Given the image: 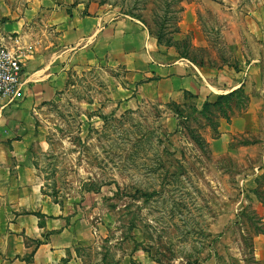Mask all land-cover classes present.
<instances>
[{"label":"rangeland","instance_id":"374dc122","mask_svg":"<svg viewBox=\"0 0 264 264\" xmlns=\"http://www.w3.org/2000/svg\"><path fill=\"white\" fill-rule=\"evenodd\" d=\"M3 1L25 9L32 0H0V8ZM98 1L160 34L164 60L214 70L228 63L225 0ZM126 75L105 66L72 70L58 101L36 117L49 145L44 155L40 143L31 145L40 191L67 205L81 233L59 264H262L253 257V239L264 229L262 135H233L225 155L210 148L221 119L245 111L244 89L201 109L187 92L128 104L118 93ZM250 143L259 144L240 148Z\"/></svg>","mask_w":264,"mask_h":264},{"label":"crops","instance_id":"0c3cea01","mask_svg":"<svg viewBox=\"0 0 264 264\" xmlns=\"http://www.w3.org/2000/svg\"><path fill=\"white\" fill-rule=\"evenodd\" d=\"M225 1L231 13L223 30L228 50L223 60L228 63L220 70L182 58L162 59L143 22L98 0H32L25 9L1 2L0 41L21 37L25 57L23 97L0 103V264H59L79 237L67 205L41 193L44 182L31 149L37 142L38 155L48 153L44 135L36 131V117L45 105L58 101L72 70L125 69L128 86L118 93L128 104L143 97L167 102L187 92L201 109L219 94L243 88L245 111L221 119L210 148L225 155L232 136L243 133L262 135L256 141L264 144V0ZM253 144L259 143L240 148ZM30 239L40 243L29 245ZM31 253L28 262L25 256ZM253 255L264 264V229L253 239Z\"/></svg>","mask_w":264,"mask_h":264},{"label":"built area","instance_id":"2783aa9c","mask_svg":"<svg viewBox=\"0 0 264 264\" xmlns=\"http://www.w3.org/2000/svg\"><path fill=\"white\" fill-rule=\"evenodd\" d=\"M24 57L21 37L0 41V103L11 104L23 97Z\"/></svg>","mask_w":264,"mask_h":264},{"label":"trees","instance_id":"16d2710c","mask_svg":"<svg viewBox=\"0 0 264 264\" xmlns=\"http://www.w3.org/2000/svg\"><path fill=\"white\" fill-rule=\"evenodd\" d=\"M149 31H150V30H149ZM150 32H151V34H153L152 31H150ZM153 36H154L155 38H157V41L161 42V35H160V34H153ZM239 92H241V89L235 90V91L231 92V93L228 94V95H223V97H221V98H223V99H228L229 97H231V95H234L235 93L240 94ZM209 105H211L210 102H205L204 105H203V108H207ZM238 221H239V220H238ZM238 221H237V222H238ZM39 243H40V241L37 242V244H39ZM32 256H33V253H32ZM32 256H29L28 258H26V260H27L28 262H31V261H32ZM253 257H254V255H253ZM255 261H256V260H255ZM257 263H258V262H257Z\"/></svg>","mask_w":264,"mask_h":264}]
</instances>
